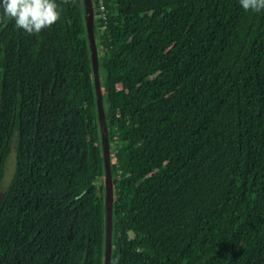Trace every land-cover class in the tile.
Returning <instances> with one entry per match:
<instances>
[{
    "label": "trees",
    "instance_id": "16d2710c",
    "mask_svg": "<svg viewBox=\"0 0 264 264\" xmlns=\"http://www.w3.org/2000/svg\"><path fill=\"white\" fill-rule=\"evenodd\" d=\"M109 264H264V10L102 0ZM38 34L0 9V264H102L105 190L84 0ZM13 143V146H12ZM13 147V148H12Z\"/></svg>",
    "mask_w": 264,
    "mask_h": 264
},
{
    "label": "clouds",
    "instance_id": "9594fccd",
    "mask_svg": "<svg viewBox=\"0 0 264 264\" xmlns=\"http://www.w3.org/2000/svg\"><path fill=\"white\" fill-rule=\"evenodd\" d=\"M245 11L264 10V0H239ZM3 16L14 20L17 28L28 34H38L60 19L55 0H0Z\"/></svg>",
    "mask_w": 264,
    "mask_h": 264
},
{
    "label": "water",
    "instance_id": "95a60500",
    "mask_svg": "<svg viewBox=\"0 0 264 264\" xmlns=\"http://www.w3.org/2000/svg\"><path fill=\"white\" fill-rule=\"evenodd\" d=\"M86 6V33L87 42L90 53V66H91V76L92 84L95 96V104L98 117L99 132L101 136V148L103 156L104 165V179L103 185L105 190V237H104V254L102 264H109L110 262V230H111V202H112V177L109 162V143L107 139L106 126L104 121L101 97H100V87L98 84V73H97V51L95 47V38L93 35L92 19H93V5L91 0H84ZM95 11V9H94Z\"/></svg>",
    "mask_w": 264,
    "mask_h": 264
},
{
    "label": "rangeland",
    "instance_id": "374dc122",
    "mask_svg": "<svg viewBox=\"0 0 264 264\" xmlns=\"http://www.w3.org/2000/svg\"><path fill=\"white\" fill-rule=\"evenodd\" d=\"M13 146V143H12ZM13 148V147H12ZM14 150L10 149L7 156L3 160L2 175L0 178V200L2 199L3 194L5 193L7 186L9 184L10 178L14 170ZM104 176L100 177V182L102 183Z\"/></svg>",
    "mask_w": 264,
    "mask_h": 264
},
{
    "label": "built area",
    "instance_id": "2783aa9c",
    "mask_svg": "<svg viewBox=\"0 0 264 264\" xmlns=\"http://www.w3.org/2000/svg\"><path fill=\"white\" fill-rule=\"evenodd\" d=\"M96 3L95 11L99 14L102 18H104V4L102 0H94Z\"/></svg>",
    "mask_w": 264,
    "mask_h": 264
}]
</instances>
